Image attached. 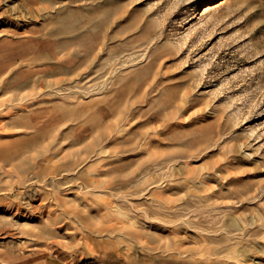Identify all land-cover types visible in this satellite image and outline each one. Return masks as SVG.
<instances>
[{
    "label": "rangeland",
    "instance_id": "rangeland-1",
    "mask_svg": "<svg viewBox=\"0 0 264 264\" xmlns=\"http://www.w3.org/2000/svg\"><path fill=\"white\" fill-rule=\"evenodd\" d=\"M0 226V264H264V0H0Z\"/></svg>",
    "mask_w": 264,
    "mask_h": 264
},
{
    "label": "crops",
    "instance_id": "crops-1",
    "mask_svg": "<svg viewBox=\"0 0 264 264\" xmlns=\"http://www.w3.org/2000/svg\"><path fill=\"white\" fill-rule=\"evenodd\" d=\"M6 264H69L64 259L48 254L38 248L28 253H13L6 255Z\"/></svg>",
    "mask_w": 264,
    "mask_h": 264
},
{
    "label": "bare ground",
    "instance_id": "bare-ground-1",
    "mask_svg": "<svg viewBox=\"0 0 264 264\" xmlns=\"http://www.w3.org/2000/svg\"><path fill=\"white\" fill-rule=\"evenodd\" d=\"M6 172V171H5ZM10 176V175H9ZM12 176V175H11ZM13 177V176H12ZM23 199V198H22ZM29 200V199H28ZM25 201V200H24ZM30 201V200H29ZM21 201H19V203H20ZM30 203V202H29ZM16 204V203H15ZM17 205V204H16ZM30 205V204H29ZM10 207V206H9ZM12 207V206H11ZM21 209V208H20ZM13 212V211H12ZM18 212H20V211H18ZM9 213V212H8ZM12 214V213H11ZM15 214V213H14ZM17 214V213H16ZM4 222V221H3ZM49 223H50V225H51V222L49 221ZM4 224H5V222H4ZM48 225V224H47ZM47 225H46V227H47ZM1 227V226H0ZM49 229V228H48ZM47 230V229H46ZM1 232V231H0ZM46 232V231H45ZM47 235V234H46ZM53 239V238H52ZM45 243V242H44ZM53 243V242H52Z\"/></svg>",
    "mask_w": 264,
    "mask_h": 264
}]
</instances>
